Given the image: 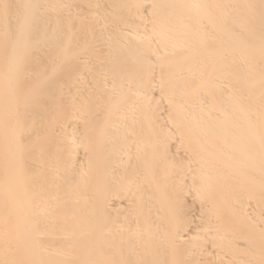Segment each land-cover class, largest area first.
Wrapping results in <instances>:
<instances>
[{
	"label": "bare ground",
	"instance_id": "bare-ground-1",
	"mask_svg": "<svg viewBox=\"0 0 264 264\" xmlns=\"http://www.w3.org/2000/svg\"><path fill=\"white\" fill-rule=\"evenodd\" d=\"M0 264H264V0H0Z\"/></svg>",
	"mask_w": 264,
	"mask_h": 264
}]
</instances>
